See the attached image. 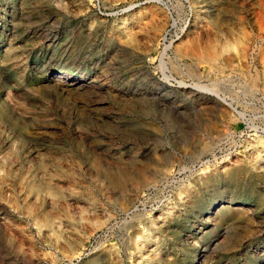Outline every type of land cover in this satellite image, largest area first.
Returning <instances> with one entry per match:
<instances>
[{
  "label": "rangeland",
  "instance_id": "1",
  "mask_svg": "<svg viewBox=\"0 0 264 264\" xmlns=\"http://www.w3.org/2000/svg\"><path fill=\"white\" fill-rule=\"evenodd\" d=\"M0 264H264V0H0Z\"/></svg>",
  "mask_w": 264,
  "mask_h": 264
},
{
  "label": "bare ground",
  "instance_id": "2",
  "mask_svg": "<svg viewBox=\"0 0 264 264\" xmlns=\"http://www.w3.org/2000/svg\"><path fill=\"white\" fill-rule=\"evenodd\" d=\"M242 116H245V114H243Z\"/></svg>",
  "mask_w": 264,
  "mask_h": 264
}]
</instances>
